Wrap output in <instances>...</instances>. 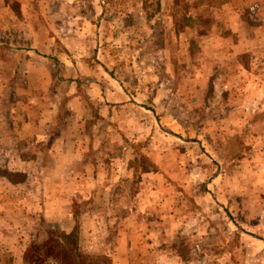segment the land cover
Listing matches in <instances>:
<instances>
[{
  "label": "rangeland",
  "instance_id": "1",
  "mask_svg": "<svg viewBox=\"0 0 264 264\" xmlns=\"http://www.w3.org/2000/svg\"><path fill=\"white\" fill-rule=\"evenodd\" d=\"M53 239L264 264V0H0V264Z\"/></svg>",
  "mask_w": 264,
  "mask_h": 264
},
{
  "label": "trees",
  "instance_id": "2",
  "mask_svg": "<svg viewBox=\"0 0 264 264\" xmlns=\"http://www.w3.org/2000/svg\"><path fill=\"white\" fill-rule=\"evenodd\" d=\"M71 235H67L66 237H70ZM49 254L55 255V256H62L64 259V264H70V256L68 255V251L66 250L65 246L61 244L60 241L53 239L52 242L48 245ZM93 264V263H90Z\"/></svg>",
  "mask_w": 264,
  "mask_h": 264
}]
</instances>
